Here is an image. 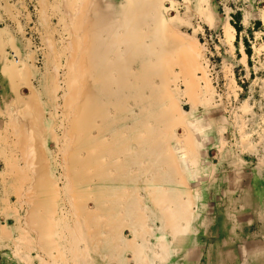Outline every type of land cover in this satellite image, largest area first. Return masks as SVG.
I'll use <instances>...</instances> for the list:
<instances>
[{
    "label": "rangeland",
    "instance_id": "1",
    "mask_svg": "<svg viewBox=\"0 0 264 264\" xmlns=\"http://www.w3.org/2000/svg\"><path fill=\"white\" fill-rule=\"evenodd\" d=\"M200 163L264 180V0H0V264L96 260Z\"/></svg>",
    "mask_w": 264,
    "mask_h": 264
},
{
    "label": "crops",
    "instance_id": "2",
    "mask_svg": "<svg viewBox=\"0 0 264 264\" xmlns=\"http://www.w3.org/2000/svg\"><path fill=\"white\" fill-rule=\"evenodd\" d=\"M204 153L197 148L184 154L201 161L197 157ZM201 163L199 172L195 169L200 176L196 191L179 192L178 208L167 207L164 200L170 198L165 199L162 193L147 199L150 205L146 208L133 204L131 208L100 211L92 248L97 259L83 263L264 264V180L250 171L248 188L240 192L228 172H217L209 180L202 178L205 164ZM164 164L161 160L159 167L167 180L170 171ZM111 217L116 219L111 221Z\"/></svg>",
    "mask_w": 264,
    "mask_h": 264
},
{
    "label": "bare ground",
    "instance_id": "3",
    "mask_svg": "<svg viewBox=\"0 0 264 264\" xmlns=\"http://www.w3.org/2000/svg\"><path fill=\"white\" fill-rule=\"evenodd\" d=\"M165 159L163 158L162 161H164Z\"/></svg>",
    "mask_w": 264,
    "mask_h": 264
},
{
    "label": "trees",
    "instance_id": "4",
    "mask_svg": "<svg viewBox=\"0 0 264 264\" xmlns=\"http://www.w3.org/2000/svg\"><path fill=\"white\" fill-rule=\"evenodd\" d=\"M2 264H5V263H2Z\"/></svg>",
    "mask_w": 264,
    "mask_h": 264
}]
</instances>
